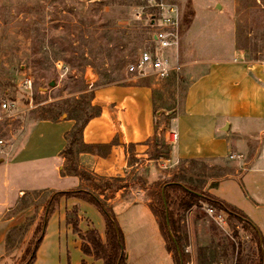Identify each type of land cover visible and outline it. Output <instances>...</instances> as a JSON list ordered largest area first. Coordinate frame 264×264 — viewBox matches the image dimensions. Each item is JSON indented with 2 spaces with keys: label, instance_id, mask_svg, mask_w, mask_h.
<instances>
[{
  "label": "rangeland",
  "instance_id": "374dc122",
  "mask_svg": "<svg viewBox=\"0 0 264 264\" xmlns=\"http://www.w3.org/2000/svg\"><path fill=\"white\" fill-rule=\"evenodd\" d=\"M139 1L0 0V102L10 100L20 110H25L26 94L19 86L20 81L24 76H30L34 86L32 109L11 119L0 118V264H23L25 250L35 243L31 229L36 222L40 224L45 211L43 207L53 190L29 191L12 205L2 206L1 203L13 201L16 190L30 184L64 190L75 183L73 178L57 180L52 161L42 165L45 175L37 173V169L41 168L40 161H11L29 128L39 120H71L74 123L68 135L71 140L81 124L98 112L90 105L91 90L118 83L128 76L125 66L134 60L139 49L148 45L145 21H138L133 15ZM167 1L179 8V58L184 65L239 56L254 61L264 60V0ZM183 69L179 76L183 74ZM86 74L92 75L89 81L85 79ZM108 78L113 82L107 83ZM178 78L173 77L162 83L148 81L158 86L155 92L158 105L171 107L181 104L185 83ZM51 81L55 83L54 86H49ZM78 137L77 134V141ZM74 164V158H66L60 174H73L86 187L96 191L105 187L114 189L120 185L118 180L109 182L81 171L74 173ZM186 170L180 168L170 181L181 182L207 194L202 190V183L207 178L217 176L215 167L191 163ZM3 180H7L15 191H8ZM160 185H155L151 203L155 202L158 193H162ZM99 192L90 193L97 196ZM170 195V209L175 215L181 194L176 191ZM28 203L34 205L32 213L26 212ZM205 206V203H201L185 214L190 235V246L186 251L190 258L188 262L193 260L194 264L196 241L199 244L209 242L208 222L211 220L205 215ZM195 218L199 220L193 227ZM125 219V215H122L118 222L126 236L125 248L134 258V263L142 264L143 257L146 262L154 259L153 239L148 235L145 223L136 225ZM193 228L197 231L195 236ZM234 229L239 230L238 224L233 220L227 221L223 228L217 226L215 238L223 236L227 245L240 241L247 257L254 261L257 254L249 238L239 230V238L233 239ZM143 248L146 253L141 251ZM231 257L229 252L221 260L222 263L233 264Z\"/></svg>",
  "mask_w": 264,
  "mask_h": 264
},
{
  "label": "crops",
  "instance_id": "0c3cea01",
  "mask_svg": "<svg viewBox=\"0 0 264 264\" xmlns=\"http://www.w3.org/2000/svg\"><path fill=\"white\" fill-rule=\"evenodd\" d=\"M187 66L177 76L185 83L180 105H158V86L148 82L162 83L173 77L157 81L127 76L91 90L90 105L98 112L87 119L74 144L72 168L109 182L118 180L120 185L96 191L73 174L62 176L63 151L74 123L42 119L29 128L11 162L40 161L37 173L45 175L42 165L52 161L57 180L73 178L75 183L64 190L25 184L16 190L13 201L1 205H12L29 191H101L97 196L113 210L120 230L122 215L126 222L145 223L156 257L147 262L143 257L142 264H175L150 209L152 191L157 183L163 189L180 168L185 171L191 163L206 164L215 167L217 176L207 178L202 190L243 213L264 242V63L239 56ZM172 132L177 134L175 141ZM3 181L8 191H15ZM26 205V212L32 213L33 203ZM73 208L77 209L79 229H95L106 241L105 220L94 206L76 198H61L47 221L32 264H102L82 253L80 239L66 224ZM197 223L195 218L193 227ZM36 226L37 222L31 234ZM122 234L126 264H135Z\"/></svg>",
  "mask_w": 264,
  "mask_h": 264
},
{
  "label": "trees",
  "instance_id": "16d2710c",
  "mask_svg": "<svg viewBox=\"0 0 264 264\" xmlns=\"http://www.w3.org/2000/svg\"><path fill=\"white\" fill-rule=\"evenodd\" d=\"M113 82L111 78L107 79V83ZM96 108V107H92ZM97 109V108H96ZM98 110V109H97ZM87 119L81 124L76 132L72 134L68 147L63 151V155L68 160L73 156V147L76 144V135L81 134V130ZM74 173H78L76 168H72ZM84 174V173H83ZM162 188V187H161ZM179 192L181 194L176 207L177 213L170 209L171 192ZM61 198H76L94 206L103 216L106 223V241L103 242L95 229H89L81 232L79 229V220L77 209L73 208L66 217V224L71 227L72 232L77 234L81 241L80 249L83 254L93 257L94 260H101L102 264H126L124 253V237L118 227L113 210L105 204L96 195L81 189L68 191H54L49 198L40 224L36 226L34 231L35 243L28 246L23 255V264H32L35 259V253L42 241L47 221L54 211V208ZM23 199V198H22ZM205 203L213 207L217 211L223 212L227 221H235L239 230L249 238V242L254 246L256 259L253 261L247 257L245 247L240 241L231 242L229 245L225 243V238H215L217 225L212 221L208 222L209 242L207 244L195 245V264H212L222 263V259L227 257L230 252L233 264H264V242L260 233L248 218L235 209L234 207L214 198L208 194L198 192L197 189L187 185H181L174 180L168 181L163 185L162 193H158L155 202L150 204L152 213L156 216L160 232L166 242V249L172 253V259L175 264H186L189 261V254L186 249L190 246V235L186 225L185 214L199 204ZM70 213L72 217L70 218ZM199 220V218H196ZM193 234L196 235V229L193 228ZM239 230L234 229L232 233L233 239L239 238ZM81 264H86L82 262ZM223 264V263H222Z\"/></svg>",
  "mask_w": 264,
  "mask_h": 264
},
{
  "label": "built area",
  "instance_id": "2783aa9c",
  "mask_svg": "<svg viewBox=\"0 0 264 264\" xmlns=\"http://www.w3.org/2000/svg\"><path fill=\"white\" fill-rule=\"evenodd\" d=\"M133 12L136 20L145 21L148 45L139 49L134 60L125 66L127 75L135 79L153 78L157 81L177 77L184 67L179 58L181 28L177 5L167 0H140ZM260 62L264 63V60ZM19 86L26 94V109L20 110L15 102L2 100L0 118L11 119L34 107L32 78L24 76ZM171 138L175 141L177 134L172 132ZM203 209L214 224L221 228L226 226L227 217L223 212L209 205ZM186 264H194V261L190 260Z\"/></svg>",
  "mask_w": 264,
  "mask_h": 264
},
{
  "label": "water",
  "instance_id": "95a60500",
  "mask_svg": "<svg viewBox=\"0 0 264 264\" xmlns=\"http://www.w3.org/2000/svg\"><path fill=\"white\" fill-rule=\"evenodd\" d=\"M219 5H216V7H218ZM92 78V75H90V74H86V76H85V79L87 80V81H89L90 79ZM54 82L53 81H51L50 83H49V86H54Z\"/></svg>",
  "mask_w": 264,
  "mask_h": 264
}]
</instances>
